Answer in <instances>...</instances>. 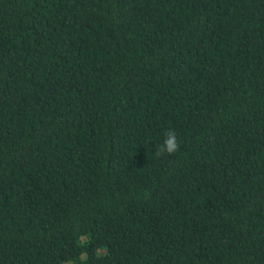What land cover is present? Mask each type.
Here are the masks:
<instances>
[{
    "label": "trees",
    "instance_id": "16d2710c",
    "mask_svg": "<svg viewBox=\"0 0 264 264\" xmlns=\"http://www.w3.org/2000/svg\"><path fill=\"white\" fill-rule=\"evenodd\" d=\"M0 264H264V0H0Z\"/></svg>",
    "mask_w": 264,
    "mask_h": 264
},
{
    "label": "clouds",
    "instance_id": "9594fccd",
    "mask_svg": "<svg viewBox=\"0 0 264 264\" xmlns=\"http://www.w3.org/2000/svg\"><path fill=\"white\" fill-rule=\"evenodd\" d=\"M178 141L176 139V133L175 131H169L167 133L166 139L164 140L163 145H160L157 148L156 156L163 155L164 153H167L169 155L174 154L178 150Z\"/></svg>",
    "mask_w": 264,
    "mask_h": 264
}]
</instances>
